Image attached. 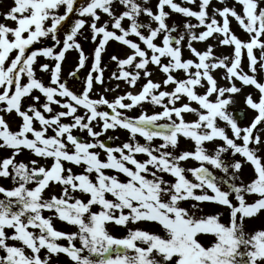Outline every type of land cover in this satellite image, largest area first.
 <instances>
[{"label":"snow or ice","instance_id":"1","mask_svg":"<svg viewBox=\"0 0 264 264\" xmlns=\"http://www.w3.org/2000/svg\"><path fill=\"white\" fill-rule=\"evenodd\" d=\"M116 2L13 0L10 9L3 13L5 20L14 21L16 26L0 22V112L11 114L14 111L22 118V124L18 131H12L4 116L0 115V148L13 150L12 156L0 160V177L11 178L16 185L11 189L0 186V194H3L0 198V264H50L52 255L61 253L67 254L74 264H264V230L248 234L243 227L244 218H251L264 210V156L259 154L264 137L258 127L264 125V83L241 68L242 50L246 49L249 68L253 73L257 71L258 57L254 49H259V67L264 69L262 0H236L242 5V14L234 6H228L225 0H219L225 6H213L211 14L208 9L212 0H200L198 11L183 7L174 0H158L157 12L144 6L147 0H144V5L137 0H118L126 10L117 15L114 11ZM189 2L196 3V0ZM166 6L197 18L199 25L206 27L197 35L193 31L197 25L184 24L190 37L187 47L198 57V62L182 58L184 35L172 34L177 26L173 24L170 27L166 23L170 15L165 10ZM61 8H64L63 13L59 12ZM101 12L109 20L98 26ZM74 13L81 18L73 21ZM141 14L147 15L156 26L153 27L151 22H141ZM217 15L222 17V24L216 19ZM85 16L91 17V22L82 18ZM230 16L249 34L248 41L232 32ZM126 18L129 21L127 27L122 23ZM109 23L114 30H109ZM66 24L65 38L61 42L59 31ZM86 24L93 33L92 40L97 41L98 36L100 39L93 52L91 70L84 78L83 91L78 94L70 89L67 81L61 80V64L69 49H77L78 65L70 75L77 77L85 66L87 56L77 37L83 36ZM214 33L223 34L220 44L233 46L232 57H217L214 45H208L204 51L192 45V41H207ZM161 34L162 44H157L155 40ZM132 35L140 42L129 38ZM46 38L55 45L62 43V47L33 48ZM110 40L122 42L132 50L126 58L111 57L120 70V74L114 72L113 77L135 85L143 73L147 82L138 94L128 92L112 101L103 97L92 99L90 92L94 82L103 83L102 52ZM141 42L146 47H141ZM41 55L55 60L54 66L40 64L41 71L51 73L48 85L37 78L34 68ZM162 58L168 62L164 63ZM150 63L167 74L163 84H175L173 91L160 90L161 83L153 82L148 68ZM126 66L134 67L135 71L125 70ZM219 68L226 70L227 79L238 78L243 85H254L260 91L258 101L251 94L246 97L247 105L258 113L250 125L242 127L235 115L228 111L234 103L233 94H238L241 88L235 83L219 86L212 74L213 69ZM174 70H183L186 78L178 79L172 74ZM197 86H206V91L199 94ZM34 90L45 97L42 104L40 96L33 95ZM57 96L67 99L62 102ZM181 96H186L189 103L177 106ZM28 97L32 103L25 109L23 100ZM165 98H168L167 102ZM125 100L130 102L125 103ZM144 101L162 105L163 110L151 115L143 112L138 117L121 111L131 110L137 105L142 107ZM190 102H196L200 107L194 108ZM53 104L67 110L55 112ZM101 105L107 106L111 112L99 110ZM80 107L86 110L83 115L78 114ZM45 112L52 115L46 116ZM185 113H194L198 119L186 121ZM67 117H71L72 122H65ZM218 119L226 122L232 136L228 135L225 127L218 125ZM162 120L167 122L161 123ZM35 121L39 122V129L34 127ZM96 126L101 131H96ZM117 128L128 130L132 140L122 146H110L100 139L103 133ZM49 129L54 134L48 135ZM74 129L86 131L91 139L74 135ZM137 135L143 137L145 143L136 140ZM181 135L195 141V151L175 153ZM156 138L162 139L163 143L154 146ZM216 139L224 143L211 154L205 142ZM239 140L243 143H238ZM96 148L106 152V160L101 159ZM22 149L31 150L45 160L51 159V165H40L38 160H31V167L29 163L16 162L15 156ZM229 150L245 160L226 163L223 154ZM136 154H146L148 158L141 161ZM189 158L199 161V166H182L181 162ZM247 162L253 165L255 178L247 185L237 184L238 173ZM65 163L81 166L84 171L75 174L72 168L65 167ZM206 163L222 169L224 173L232 170L229 190H222V181L212 174ZM106 170H115L128 179L122 181L119 175L108 174ZM187 173H191L196 182L189 179ZM164 174L174 177V181L166 180ZM30 183L35 186L28 187ZM54 184L61 186V194L45 199L44 191ZM196 189H200L201 194H197ZM209 189L213 195L207 194ZM77 192L89 198L86 201L77 198L74 195ZM233 192L238 206L230 199ZM244 193L259 194L260 198L254 203H246ZM190 198L229 207L230 224L220 221V213L197 216L194 211L182 207L181 202ZM97 206L99 210L93 211ZM192 208L202 211L199 204H193ZM45 210L54 212L56 218L76 226L78 231L58 230L53 225L54 217L43 215ZM136 222L158 223L164 235L128 227ZM109 223L127 228V234L123 237L113 235L107 228ZM200 235H215L217 239L211 246H205L198 239ZM61 238L67 239L69 244L57 243ZM77 239L79 247L72 243ZM9 241H18L19 244ZM42 250H46L43 257Z\"/></svg>","mask_w":264,"mask_h":264},{"label":"rangeland","instance_id":"2","mask_svg":"<svg viewBox=\"0 0 264 264\" xmlns=\"http://www.w3.org/2000/svg\"><path fill=\"white\" fill-rule=\"evenodd\" d=\"M78 3L83 2V0H77ZM137 2L141 3L144 5V0H137ZM174 2L181 4L183 7H189L195 11L199 10V4L200 0H196V3H190L189 0H174ZM225 3L228 6H234L238 12H241L242 14V5L236 3V0H225ZM225 3H220L219 0H212V6L209 7L208 11L211 14L213 12V6L214 7H219L222 8L225 6ZM13 5V0H0V22H3L9 26L15 27L16 24L12 20H5L3 13L8 11L10 7ZM158 0H147V4L144 6L151 7L153 12L158 11ZM262 6H264V0H262ZM126 10L123 5L118 3V0L116 3H114V11L116 14H120ZM165 10L170 13L169 17L166 18V23L171 27L173 24H175L176 31L173 32L172 34L174 36H179L181 34L184 35V40L181 42L182 43V58L183 59H193L194 61L198 62V57H196L187 47L188 41L190 39L189 35L185 32L184 24L186 22H190L193 25H197L193 29L195 33L198 35L199 33L203 32L206 30V27L204 25H199V21L195 17H188L182 13L175 12L170 9V7L166 6ZM64 8H61L59 10L60 13H63ZM101 19L97 22L98 26L102 25L105 21L109 20V17L106 14H103L102 12L100 13ZM77 18H81L78 16L77 13H74L72 16V20L74 21ZM86 21L91 22V17L85 16L82 17ZM216 19L222 24V17L219 15L216 16ZM230 19V28L233 33H235L239 38H241L244 41H248L250 39L249 34L239 25L238 21L233 18L229 17ZM139 20L143 23H152V26L155 27L156 23L154 21H150V18L145 15L141 14L139 17ZM71 22V21H70ZM69 22V23H70ZM123 25L125 27L128 26L129 21L126 18L123 22ZM68 25L66 24L64 27H62L59 31V38L61 42L65 38V28ZM109 30H114L113 26L111 23L108 25ZM83 36H78L77 40L81 44L82 48L84 49V52L87 56V60L85 61V66L79 70V74L77 77H73L70 75V73L76 69L78 65V59H79V50L77 49H69L65 53V60L61 64V80L62 81H67L68 86L70 87L71 90L76 91L78 94L83 91L84 88V78L87 76L89 71L91 70V65L93 64V52L94 49L97 46V42L100 39V37H97V41L92 40V31L89 29L88 24H86L83 28ZM117 33L119 34V30H116ZM147 34V32L145 33ZM162 36L161 34L160 37H158L155 42L157 44H162ZM223 34H217L214 33L213 37L208 38L207 41H192V45L200 51L206 50L208 45H214L215 47L213 48L214 54L217 57H221L223 55H227L229 57L233 56L234 48L233 46H224L220 44V40L222 39ZM84 37H87L85 39ZM129 38L133 39L136 42H140L137 37L134 35L130 36ZM264 39V38H262ZM44 46H53L55 49H59L62 47L61 45H55L54 42L50 38H46L42 40L41 42L36 43L33 48H39V47H44ZM141 47H146L142 42H141ZM132 50L124 45L122 42H117L115 40H110L108 44L106 45V50L102 52V67L104 68V73H103V83L100 82H94L93 85V90L90 92V97L92 99H99L101 97L108 99L109 101L114 100L116 97H119L121 95H126L128 92H132L133 94H138L141 90L143 85L147 82V78L141 73L140 79H138L137 83L135 85H130L125 79H116L113 77V73L115 72L117 75L120 74V70L117 67V62L112 60L111 57L113 55L117 56L120 59L126 58L127 55L131 54ZM254 53L258 57V68L255 73L251 71L249 68V58L247 56V51L246 49L242 50V58H241V68L243 69L244 72H247L249 75H255L256 79L260 83H264V69H261L259 67V57H260V51L259 49H254ZM149 54L150 51H149ZM15 55V52H13L12 56ZM162 61L164 63H167L168 60L165 58H162ZM42 63H48L50 66H54L55 60L51 58H46L43 57L42 55L37 58V63L34 64V68L36 71V76L37 78L41 79L46 85L51 83L50 72H45L41 71L40 69V64ZM149 70L151 71V79L153 82H158L161 83V89L160 90H166V91H173L175 88V84H168L164 85L163 81L166 79V75L158 66L154 64H149L148 65ZM125 70L128 71H135L134 67L132 66H126ZM192 71H195L193 68ZM174 76H176L178 79H184L186 78L185 72L183 70H174L172 73ZM212 74L216 78L218 85L219 86H231L232 83H235L237 87L241 88V91L238 94H233V100L234 103H232L229 106L228 111L232 114L235 115V117L238 120V123L244 127L248 126L251 124L253 121L254 117L258 114L256 110H253L250 106L247 105L246 103V97L247 95L251 94L255 100L258 101L261 93L260 91L254 86V85H243L242 81H240L238 78H233L232 80H229L226 78V70L224 68H219V69H213ZM95 76L96 74L93 73ZM182 77L180 78V76ZM26 82V80L24 81ZM159 91V90H158ZM197 91L199 94H203L206 91V86L205 87H199L197 86ZM33 95H38L40 96V103L42 104L45 100V97L38 91L34 90ZM57 99H60L62 102L67 99L63 97H56ZM212 99H215V96L212 97ZM168 98H165V102H167ZM130 102L129 100H125V103ZM32 103L31 97L25 98L23 100V107L26 109L28 104ZM182 103H189V100L186 96H181L180 101L177 102V106H179ZM191 106L194 108H199L200 106L196 102H190ZM40 104H37V107H39ZM2 107V106H0ZM53 109L55 112L59 111H66L67 109L62 108L60 105L53 104L52 105ZM105 108H108L107 106L101 105L99 106V110L104 111ZM43 111V109H41ZM163 110L162 105H154L150 101H144L142 102V107L140 105H137L135 108L131 110H121L124 111L126 115L131 116V117H138L141 115L143 112H147V114L151 115L155 112H160ZM85 109L83 107L78 108V114L83 115L85 113ZM31 114V113H30ZM0 115H3L5 120L7 121L10 130L12 131H18L21 124H22V118L19 117L14 111L9 114L7 112H0ZM45 115H52V113H47L45 112ZM185 119L186 121H194L198 119V116L194 113H185ZM65 122H72L71 117L64 118ZM167 122L166 120H162L161 123ZM95 121L93 124L95 125ZM218 125L221 127H225V130L228 132L229 136H232V131L230 127L226 125V122L220 121L218 119ZM34 127L39 129L41 126L38 121L34 122ZM261 131L260 134L262 137H264V125L258 126ZM96 131H101V128L99 126H96ZM54 134L52 129H49L48 135ZM73 134L80 136L84 139L90 140L91 138L88 136V133L86 131L81 132L79 129H74ZM31 138V134H29ZM112 136L113 139L109 140L108 137ZM101 140L109 141L110 146H122L123 143L129 142L132 140L131 134L128 130H125L123 128H117L115 130H108L106 133H103L100 137ZM136 140H139L140 143H145V140L143 137L137 135ZM238 143H243L242 140L237 141ZM163 143L162 139L156 138L153 141V145L157 146L158 144ZM224 141L221 139H216L214 142H205V147L210 150L211 154H214L212 150H214L218 145H222ZM253 146V145H250ZM69 148L71 149V145L69 144ZM196 145L195 141L191 138H186L183 135L179 137V143L178 147L175 149V153L179 154L182 151H195ZM261 151L260 155L264 156V144L260 146ZM169 150H172L171 148ZM95 151L100 153V157L103 160L107 159L106 152L100 148H96ZM13 150L9 147H4L0 148V160H2L5 157H10L12 156ZM136 158L138 160H146L148 157L146 154H136ZM223 159L226 163L229 162H234V160H245L243 156L240 154H234L231 150H229L228 153L223 154ZM16 162H25L29 163L31 160H38L40 165L43 166H50L52 163L51 159H43L39 156H36L31 150L28 149H22V151L15 156ZM182 166L185 168H193V167H198L199 166V161H196L194 158H189L186 161H182ZM132 167V165H129ZM206 167H208L211 171L216 173L217 178H219L221 182V188L222 190H229L231 185L228 182L229 177L231 176L232 170L230 169L229 173H224L222 169H216L213 165L211 164H205ZM29 167H31V164L29 163ZM65 167L72 168L73 173L79 174L84 171L83 167L81 166H76L74 164L70 163H65ZM11 171V169H10ZM108 174H116L119 175V178L122 181H126L128 177H126L124 174L117 173L115 170H106ZM165 179L169 181H174V177H172L169 174H164ZM187 176L189 179L195 181V177L191 175V173H187ZM238 180L236 181L237 184H245L247 185L251 180L255 178V172H254V167L250 162L244 163L241 171L238 173ZM92 178H95V173L92 174ZM149 178H151L149 176ZM0 186H3L5 188L11 189L14 186V182L12 181L11 178H2L0 177ZM34 183H30L28 187H34ZM197 194H201L200 189L194 190ZM53 194L59 196L61 194V186L59 184H54L51 185L48 189H46L43 193V196L45 199L51 197ZM207 194L213 195L212 191L209 189L207 190ZM77 198H83L85 201L89 198L87 195L82 194V193H75L74 194ZM245 195V201L246 203H254L257 199L260 198L259 194H254V193H244ZM3 194H0V198H2ZM108 198H112L111 195H108ZM230 199L234 201V205L238 206V201L235 199V193L233 192L230 195ZM193 204H199V208L202 209V211H198L196 209L192 208ZM181 206L188 208L189 211H194L197 216H206V215H215L216 213H220V221L226 225L230 224V209L227 206H223L219 203L216 202H197L194 199H188L185 201L181 202ZM93 211H98L99 208L94 207L92 209ZM127 211V210H125ZM43 215L45 217L48 216H53V225L55 228L58 230L66 231V232H75L78 231V228L76 226H73L69 224L68 222L62 221L59 218L55 217L54 212L45 210L43 212ZM239 215L238 214V222H239ZM130 228H141L144 230H148L151 232H155L161 235H164L163 229L158 223L154 222H136V223H130L128 225ZM243 227L244 231L248 234H254L258 230H264V210H261L259 213L255 214L251 218H244L243 220ZM108 230L113 234L116 235L117 237H123L127 234V228L117 226L114 223H109L107 225ZM8 232H11V229H7ZM198 239L203 243L205 246H211L215 241L216 237L215 235H200L198 236ZM9 243H16L19 244L18 241H9ZM57 243H60L64 246H67L69 244V241L67 239L61 238L57 241ZM72 243H75L76 246H81L80 241L77 239L76 241H73ZM42 257L46 255V250H42L41 252ZM50 264H74V262L67 256V254L61 253L59 255H52Z\"/></svg>","mask_w":264,"mask_h":264},{"label":"flooded vegetation","instance_id":"3","mask_svg":"<svg viewBox=\"0 0 264 264\" xmlns=\"http://www.w3.org/2000/svg\"><path fill=\"white\" fill-rule=\"evenodd\" d=\"M185 75H187L186 73H185ZM182 77V75L180 76V78ZM186 77V76H185Z\"/></svg>","mask_w":264,"mask_h":264}]
</instances>
